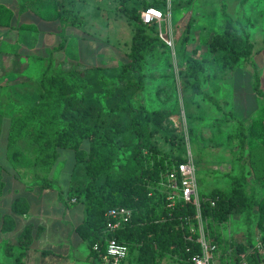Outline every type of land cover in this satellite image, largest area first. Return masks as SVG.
<instances>
[{
    "label": "rangeland",
    "instance_id": "374dc122",
    "mask_svg": "<svg viewBox=\"0 0 264 264\" xmlns=\"http://www.w3.org/2000/svg\"><path fill=\"white\" fill-rule=\"evenodd\" d=\"M60 1L65 8L72 6L79 13L81 27L70 32L66 25L71 24L65 18H56L55 12L47 10L55 5V0H41L29 6L33 12L28 11L27 18L31 27L23 23L25 19L18 18L20 3L17 5L14 0L7 2L12 25L19 24L40 32L53 30L55 33V30H61L64 31L61 35L66 38L83 39L76 43L68 41L65 49L57 46L50 51L42 45L34 50L36 58L19 67L16 62L15 66H4L7 57H0V74L6 70L15 74L13 80L0 79V212L12 213L16 196H26L30 200L29 212L16 214L17 226L14 230L2 229L0 222V264H19L17 256L21 249L18 239L29 223L35 225L37 235L20 264H100L75 231L85 217V204L81 199L76 201L70 198L69 187L73 180L84 178L86 174L83 166L76 165L74 152L59 149L57 162L48 175L52 184L43 188L46 175L35 167L37 148L31 137L25 136L12 146L8 143L13 117L35 103L42 93L41 72L50 56L56 66L91 67V71L85 75L91 84L85 92L86 102L103 107L108 118L117 114L109 108L110 104L103 93L106 87L119 83L118 75L122 64L128 60L135 31L132 22L120 10L117 0H74L73 5L71 0ZM153 1L156 0H129L128 6L144 12L146 2ZM159 1L157 7L161 17L154 22L153 31L154 35L159 36L157 48L146 59L144 86L129 92L130 101L133 104L144 103L150 113L157 109L169 111L165 126L158 129L153 140L164 153L194 161L198 196L199 191L209 193L217 188L227 191L230 188V175L246 171L250 183L258 187L260 200H264V179L253 176L249 163L251 149L264 143V131L252 130L255 122L264 123V96L254 90L255 65L260 71L264 89V0ZM225 19L236 23L256 44L253 57L243 59L235 69L224 66V51H212L209 47ZM190 22V28L186 29ZM185 36L186 52L209 61L201 79L204 91L212 99L193 93L180 77L177 49ZM56 40L59 43L62 37ZM27 51L24 47L20 48V62ZM11 67L13 69L9 70ZM25 68L26 74L23 71ZM131 78L136 80L135 76ZM119 113L123 117L126 115ZM237 119L244 121L248 127V141L242 158H239L237 143L228 140L236 129ZM84 146L88 147L87 141ZM14 150L20 151L16 159L12 157ZM130 154L128 144L124 146L120 163L125 164ZM161 186L170 188L167 180ZM170 189L173 191V188ZM256 211L259 215L260 208L256 207ZM258 219L249 224L242 213L236 212L221 224V232L229 241L228 245L232 244L234 252L238 244L249 247L246 256L250 264H254L252 258L255 253H260L254 246L264 238V230L258 225ZM201 233H204L202 225ZM206 240L210 243L207 237ZM46 250L53 254L45 259L43 252ZM218 255L212 257V264H220ZM166 262L167 259L162 263ZM124 264H128L127 261Z\"/></svg>",
    "mask_w": 264,
    "mask_h": 264
},
{
    "label": "trees",
    "instance_id": "16d2710c",
    "mask_svg": "<svg viewBox=\"0 0 264 264\" xmlns=\"http://www.w3.org/2000/svg\"><path fill=\"white\" fill-rule=\"evenodd\" d=\"M39 1L21 0L20 8L25 11ZM55 1V5L47 10L55 12L56 18H65L69 24L79 26L81 21L74 7L65 8L62 1ZM117 1L135 30L128 60L122 64L118 75V82L123 84L108 86L103 93L109 108L117 114L108 118L103 107L86 102L85 92L91 84L85 75L91 67L56 66L50 56L41 72L42 93L35 103L13 117L8 143L12 146L25 136L31 137L37 148L35 167L46 175L43 188L52 184L48 175L57 162L59 149L74 152L76 165L83 166L86 174L84 178L73 180L69 187L70 198L81 199L85 204V217L75 231L85 241L96 262H101V246L107 238L114 236L129 246L128 264H164L165 259V264H197L194 257H203L204 254L200 240L202 225L205 237L213 246V257L221 252L218 255L220 264H239L247 258L249 247L238 244L234 252L232 244L228 245L229 241L221 232V224L239 212L249 224L259 217L258 225L264 230V200L259 198L258 187L250 183L248 172L233 174L230 175L227 191L218 188L209 193L199 191L198 206L194 198L189 201L177 196L171 198V189L161 186L173 164L185 160L182 156L164 153L153 140L158 129L165 126L170 113L166 109L150 113L144 103L133 104L129 98L132 89L144 86L146 59L157 48L159 36L153 32L155 21L144 22L142 11L128 6L129 0ZM70 3L73 5L74 0ZM159 5V0L146 2V8H158ZM10 19L9 10H2L0 6V24L13 26ZM190 26L191 22L186 29ZM186 37L181 39L177 49L180 77L193 93L212 99L204 91L201 79L209 61L186 52ZM63 45L61 43L60 47L63 48ZM209 47L212 51H224L223 64L231 69H235L243 59H251L255 53V42L249 34L229 19L221 22ZM254 68V90L264 96L260 71L256 65ZM131 76H135L136 80ZM119 112L126 115L123 117ZM252 130L264 131V123L255 122ZM228 140L237 143L239 158H242L248 141V127L244 121L236 120V129ZM86 141L87 148L84 146ZM128 144L131 154L122 164L123 149ZM19 155L20 151L14 150L12 157L16 159ZM249 156L251 173L256 179H264V143L253 147ZM36 174L39 175V172ZM122 206L131 209L132 217L119 229L110 231L107 228V212ZM256 207L260 208L259 215ZM12 210V213L0 212L2 229L7 231L16 228V214L29 212V198L16 196ZM36 235L33 223L22 230L18 239L21 249L17 256L19 264ZM97 244L100 245L98 250L95 249ZM254 247L258 249L256 245ZM51 254L50 250L43 252L45 259ZM253 257L254 264H262L264 258L260 253H255Z\"/></svg>",
    "mask_w": 264,
    "mask_h": 264
},
{
    "label": "built area",
    "instance_id": "2783aa9c",
    "mask_svg": "<svg viewBox=\"0 0 264 264\" xmlns=\"http://www.w3.org/2000/svg\"><path fill=\"white\" fill-rule=\"evenodd\" d=\"M160 17L161 12L156 7H149L146 11L142 12V20L146 23L154 22L160 19ZM166 180L169 187L173 188V191H171V198L177 196L185 199L186 201L194 198L196 204L200 206L198 183L196 179V165L191 158L175 164L167 173ZM107 217V228L110 231H115L131 219L132 211L131 209L123 206L114 207L109 209ZM200 240L204 247V254L203 257H194V261L197 264H211L213 246L207 242L204 233ZM101 247L103 248V252L101 253L100 264H124L128 258L129 246L126 243L121 242L117 237L113 236L107 238ZM257 247L258 251L261 254H264V240L259 241ZM95 249H100V245L97 244ZM239 264L250 263L247 258H244ZM262 264H264V260Z\"/></svg>",
    "mask_w": 264,
    "mask_h": 264
},
{
    "label": "crops",
    "instance_id": "0c3cea01",
    "mask_svg": "<svg viewBox=\"0 0 264 264\" xmlns=\"http://www.w3.org/2000/svg\"><path fill=\"white\" fill-rule=\"evenodd\" d=\"M14 1L16 2L17 5L20 3L19 0H14ZM7 2L8 0H0V6L2 10L3 8H7L8 10H10V7L8 6ZM28 11L29 12L31 11L30 8L25 11H22L21 8L20 10H17V12L19 13L18 18L21 17L22 20L25 19L23 23L31 27L30 26L31 24L29 23L30 20H27L29 16ZM31 13L33 12L31 11ZM1 19L3 20V15H1ZM29 27L24 28L23 25H19V24L13 25V26L0 24V57L2 56L5 58L7 57V62L4 63V66L11 65V64L15 66V64L17 63V66L19 67L20 65L28 64V61L30 62L31 58L37 55L34 52V50H36L37 48H40L42 45L51 51L55 47L57 48V46L60 47L61 43L62 44L64 43L63 49H65V43H67L68 41L69 42L74 41L73 43H76V41L78 42V40L83 39V37L77 38V39L66 38L63 35H61L64 33V31H61V30L59 31L55 30L56 31L55 32L56 34H55L53 30H50V31L43 30L40 32L39 30H33V29H30ZM77 27H81V24L79 26L66 25V29H68V31L70 32H72V30ZM59 36L62 37V40L58 43L56 39L57 37L59 38ZM22 47L26 48L28 51L24 55V58H23L24 60L20 62L21 59H20L19 50ZM255 47H256V44H255ZM76 51H77V48H76ZM50 54H52V52ZM6 67H10V66H6ZM12 69L13 67H11L9 70H12ZM6 71L0 74V79L13 80L14 79L13 77L15 74L13 72L10 73L9 71L7 72ZM23 71L25 74L27 73L26 68Z\"/></svg>",
    "mask_w": 264,
    "mask_h": 264
}]
</instances>
